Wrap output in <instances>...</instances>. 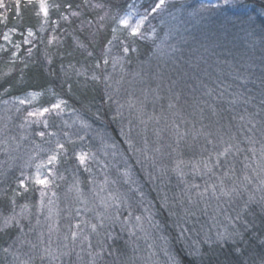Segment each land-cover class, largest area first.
<instances>
[{
	"label": "trees",
	"instance_id": "16d2710c",
	"mask_svg": "<svg viewBox=\"0 0 264 264\" xmlns=\"http://www.w3.org/2000/svg\"><path fill=\"white\" fill-rule=\"evenodd\" d=\"M45 1L46 14L39 1L0 0V106L19 118L62 100L107 131L116 153L85 169L78 142L61 143V193L72 179L94 181L112 205L103 223L87 205L70 215L86 233L50 264H264V0H167L156 11L159 0ZM131 12L146 17L136 35L119 23ZM30 93L35 104L15 108ZM62 112L32 128L64 137ZM10 163L0 165V216L31 210L0 230V264L39 219L38 191L19 188Z\"/></svg>",
	"mask_w": 264,
	"mask_h": 264
},
{
	"label": "rangeland",
	"instance_id": "374dc122",
	"mask_svg": "<svg viewBox=\"0 0 264 264\" xmlns=\"http://www.w3.org/2000/svg\"><path fill=\"white\" fill-rule=\"evenodd\" d=\"M31 1H39L40 5L42 2V0ZM170 1L176 2L179 0ZM182 1L184 2V0ZM197 1L201 3V5H213L215 3L214 0ZM43 4L45 8L48 9L45 0H43ZM2 5L3 4L0 3V8L3 7ZM42 11L44 10L42 9ZM126 16H131V24H135L137 20L143 18L142 15L135 12L128 13ZM175 22L176 21H173L172 25L174 26L176 24L175 27H177V29L180 26L183 27L182 23ZM121 25L130 31L129 26ZM187 31L189 30L187 29ZM9 34L7 35L8 39L5 40L6 43L11 42V33ZM5 45L6 44H3V46ZM171 50L172 48H167V52L172 53ZM123 60V55H115L117 65H123ZM148 76V73L143 74V76L139 74L137 76L138 82L135 84V87L140 86ZM39 96V93H30L24 97H19L15 100L17 102L14 103V106L18 110H23L26 106L35 104ZM130 96L127 106L128 108H133L135 103L132 98L135 96L134 94ZM4 104L5 102L2 103V105ZM56 104L60 105L59 108H30L29 111L24 113V116L17 117L18 119L14 118L12 114L7 116L9 114L8 111L13 107L6 105V108H2V105L0 106V165H6L11 162L8 167V172L10 176H14L16 181H19L17 183L18 187L26 190L33 188L35 191H38L37 194L39 196L37 197L38 200L35 199L38 201L35 203L38 209L36 216H38L39 219L33 223L31 230H27L29 233L28 239L25 240L21 236H18L16 249L11 250L12 255L10 256V264H33V262L37 260L34 255H38V259L40 257L46 259V262L44 261L43 264H50L54 259L66 257L72 253L71 251L77 252V241L79 238L83 237V233H86V231H83L78 221H76L78 222L77 224L73 223V226H76V228L71 230L72 220H67L68 217L70 215L75 216V214H85L84 209L95 208L100 217H104L98 218L104 221L105 216H107V211L105 212V210L112 205L106 203V199L109 202V195L104 194L106 190L101 191V188L98 189V186H101L100 183H94V181H91V183H81L80 180L75 182L72 179L70 180L71 183L69 182L68 184H71L73 187L67 189L63 193H61V189L56 186L55 183L58 177L62 180V176H58L55 170L59 164L60 150L62 149L61 146H63L61 143H63L64 140L78 142L75 162L78 167L80 166L85 169L92 168V163L93 166L94 164L98 165L99 161L97 157L101 155L105 156L111 151L112 158H115L116 154L113 152L114 141L107 131H103L99 127L93 125L77 111L74 112L70 108H66L64 101L59 100ZM44 109H48V111L45 112L43 111ZM51 111H56L59 114L65 111L64 113L62 112L65 114L64 120L65 122L68 121L65 123V130L62 131L64 137H57L56 134H54V130H51L50 126L47 124H44V127L49 129L46 134L40 129L35 130L32 128L31 123L34 120L41 124V120L46 118L44 117L46 113ZM18 115H20V113ZM10 125L12 128H10ZM41 133H43V135H41ZM82 154L85 156L83 162L80 160ZM52 156H55L56 159L49 163ZM6 158H9L10 161H7ZM71 169L73 172L75 171V168ZM37 176H39V179L45 180L46 182L44 184L38 183ZM66 177L67 175H65V180ZM86 186H92V188L87 190ZM108 190L109 189H107V191ZM102 195L105 196L102 197ZM35 203H33V205ZM72 204H74V206ZM15 205L17 204H14V209L10 210L8 212L9 214L4 213L0 216V230L11 227L14 223L20 225L21 220L28 217L31 209L25 210L26 213L24 215ZM86 205L88 208L85 207ZM27 213L28 215H26ZM89 219L91 218L86 216V220L88 221ZM42 225L43 228L48 231L47 235H44V237L39 235V228L42 227ZM94 225L98 228L101 223L98 222V220H94ZM86 230L93 233L96 227L94 229L90 226ZM40 240L42 241L38 244ZM37 244L41 248H39V246L37 248ZM22 246L28 248L25 253L20 252L21 250L23 251Z\"/></svg>",
	"mask_w": 264,
	"mask_h": 264
},
{
	"label": "snow or ice",
	"instance_id": "6c2138e0",
	"mask_svg": "<svg viewBox=\"0 0 264 264\" xmlns=\"http://www.w3.org/2000/svg\"><path fill=\"white\" fill-rule=\"evenodd\" d=\"M165 2V0H159V3L156 4L155 8L152 9V11H156V9L160 8L161 5H163ZM41 8L45 11V14L47 13V9L45 8L44 4H43V0L41 2ZM146 19V17H143L139 20H137V22L135 24H131L130 21H131V16H125L123 18L120 19L119 23L120 24H123L125 26H129L130 27V34L132 35H136L138 32H139V27L140 25L143 23V20ZM31 35V33H29ZM4 39L7 40L8 39V36L5 35L4 36ZM125 51H127V49H125ZM59 104H56V105H53L52 107L53 108H59ZM43 111L47 112L48 109H44ZM41 135H43V133H41ZM62 147V146H61ZM228 149H225V152H227ZM56 159L55 156H52L49 160V163H51L52 161H54ZM85 159V156L82 154L80 156V160L81 162H83ZM37 182L40 183V184H44L46 181L45 180H42V179H39V176H37ZM137 219H139V217H137ZM101 223H103V221H101ZM94 229H95V225L92 226Z\"/></svg>",
	"mask_w": 264,
	"mask_h": 264
}]
</instances>
